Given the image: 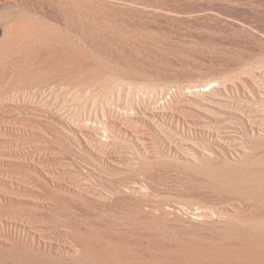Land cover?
I'll return each mask as SVG.
<instances>
[{"label":"rangeland","instance_id":"1","mask_svg":"<svg viewBox=\"0 0 264 264\" xmlns=\"http://www.w3.org/2000/svg\"><path fill=\"white\" fill-rule=\"evenodd\" d=\"M263 174L264 0H0V264L191 259Z\"/></svg>","mask_w":264,"mask_h":264},{"label":"bare ground","instance_id":"2","mask_svg":"<svg viewBox=\"0 0 264 264\" xmlns=\"http://www.w3.org/2000/svg\"><path fill=\"white\" fill-rule=\"evenodd\" d=\"M230 182L225 180L227 185ZM241 188L257 200L256 206L264 208V174L245 179ZM257 215L262 219L254 225H238L223 234H212L206 245L190 248L191 259L179 257L167 264H264V212Z\"/></svg>","mask_w":264,"mask_h":264}]
</instances>
